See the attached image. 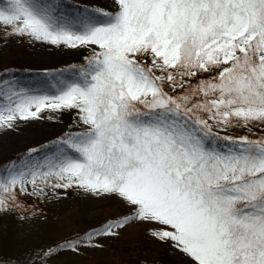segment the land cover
<instances>
[{"label":"snow or ice","instance_id":"1","mask_svg":"<svg viewBox=\"0 0 264 264\" xmlns=\"http://www.w3.org/2000/svg\"><path fill=\"white\" fill-rule=\"evenodd\" d=\"M0 31L91 50L54 95L0 81V129L43 110H76L81 128L0 174V216L72 188L127 210L23 264L99 249L132 223L188 264H264V0H112L75 17L0 0ZM235 128L251 134H221Z\"/></svg>","mask_w":264,"mask_h":264},{"label":"rangeland","instance_id":"2","mask_svg":"<svg viewBox=\"0 0 264 264\" xmlns=\"http://www.w3.org/2000/svg\"><path fill=\"white\" fill-rule=\"evenodd\" d=\"M55 3L70 17L85 9L112 10V0H55ZM81 49L88 48L73 49L27 37L6 36L0 41V75L26 80L18 85L29 92L54 95L58 81L75 78L77 69L71 61ZM32 77L38 79L27 80ZM28 84L32 86H24ZM80 130L76 110H43L39 118L19 121L13 129H0V174L13 164L20 166L29 159H43L55 151V141ZM253 133L264 135L256 129ZM221 134L251 133L235 128ZM32 149L37 151L30 152ZM20 204L19 210L0 216V260L5 264H23L40 249L83 236L127 211L115 198H94L77 188L57 190L55 196L49 192L46 198L21 197ZM101 243L99 249L60 256L59 264H188L168 244L153 239L148 226L139 223L122 230L118 239H104Z\"/></svg>","mask_w":264,"mask_h":264},{"label":"trees","instance_id":"3","mask_svg":"<svg viewBox=\"0 0 264 264\" xmlns=\"http://www.w3.org/2000/svg\"><path fill=\"white\" fill-rule=\"evenodd\" d=\"M6 38L5 32L0 31V41ZM91 50L90 49H81L80 52H78L71 63L74 64L76 69H78L81 65H83L86 62V57L90 56Z\"/></svg>","mask_w":264,"mask_h":264},{"label":"bare ground","instance_id":"4","mask_svg":"<svg viewBox=\"0 0 264 264\" xmlns=\"http://www.w3.org/2000/svg\"><path fill=\"white\" fill-rule=\"evenodd\" d=\"M31 66V65H30ZM35 67V66H34ZM37 68H39V67H37ZM46 68V67H45ZM5 76H8V75H0V79L1 78H6L8 81H10V82H13V83H16V84H20V83H22V82H26V80H24L23 81V79L21 78H15V79H12V78H8V77H5ZM38 78H29V79H27L28 81H32L33 82V80H37ZM24 86H32L31 84H28V85H24ZM53 147H54V145H52ZM23 157H24V155H22Z\"/></svg>","mask_w":264,"mask_h":264}]
</instances>
